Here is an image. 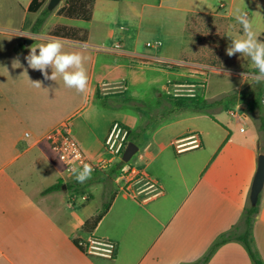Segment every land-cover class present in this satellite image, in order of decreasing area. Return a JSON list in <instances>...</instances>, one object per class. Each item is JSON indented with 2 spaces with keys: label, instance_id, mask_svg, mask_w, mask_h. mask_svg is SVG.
<instances>
[{
  "label": "crops",
  "instance_id": "1",
  "mask_svg": "<svg viewBox=\"0 0 264 264\" xmlns=\"http://www.w3.org/2000/svg\"><path fill=\"white\" fill-rule=\"evenodd\" d=\"M89 1V20L82 17L86 14L80 10V0H60L40 31L33 33L34 23L50 0H44L37 12L29 10L33 0H0V264H202L222 235L235 228L239 234L244 232L242 218L250 203L258 157L264 154L260 130L264 107L250 112L247 104L262 92L264 106V83L252 89L246 102L213 108L217 119L191 110L164 118L138 146L143 154L134 165L130 164L129 175L122 176L123 181H115L121 176L118 170L113 183H94L76 194L66 189L42 194L60 180L66 183L75 179L67 176L47 137L68 123L82 150L90 157L101 156L113 123L135 131L148 120L142 115L139 123L131 125L128 109L102 105L101 97L114 96L97 89V78L109 72L107 66L124 73L122 80L111 84L127 82L120 61L124 57H128L130 68L141 71H171L164 65L176 62L185 65L171 72L186 70L191 77H204L198 73L207 71L197 62L209 57L206 54L194 51V67H190L186 60L178 61L159 51L128 56L123 51L125 40L157 32L151 27L166 13L178 20L176 26L183 29L181 37L190 21L199 17H214L242 36V25L235 19L239 12H247L260 39L264 35V0H255L257 6L254 0H245L247 9L238 6L239 0ZM218 33L225 36L224 32ZM158 36L163 38L165 34L160 31ZM53 38L62 41L64 51L78 52L84 58L86 93L67 88L61 78L46 80L40 71L28 67L24 57L30 47ZM26 39L32 44L24 46ZM110 41H117L115 47L120 48H106ZM20 45L24 46L22 51ZM110 55L114 60L107 59ZM16 60L20 67L13 66ZM214 71L241 78L237 92L253 84L242 79L241 70ZM51 72L49 68L48 74ZM29 80L40 81L41 88L33 87ZM140 81L132 77L133 84ZM195 84L202 83L166 81L162 90L190 91L187 89ZM125 94L123 91L113 101ZM193 135L199 137L200 146L177 149V141ZM104 157L113 159L110 155ZM106 201L110 203L108 211L94 229L89 226L85 230L87 223L102 214L104 208L100 210L99 204ZM91 239L116 243V256H89L74 243ZM252 242L264 264V187ZM205 264L254 263L245 245L232 241L220 246Z\"/></svg>",
  "mask_w": 264,
  "mask_h": 264
},
{
  "label": "rangeland",
  "instance_id": "2",
  "mask_svg": "<svg viewBox=\"0 0 264 264\" xmlns=\"http://www.w3.org/2000/svg\"><path fill=\"white\" fill-rule=\"evenodd\" d=\"M255 2L256 1L254 0V5ZM247 4L248 2L245 0L238 1V6L241 7V9H245ZM177 22L178 20L173 14L166 13L155 26L151 27L157 32H149V34L147 33L143 35L140 39L133 37L125 40L123 51L128 56L133 57L144 53L155 54L159 51L164 56L174 57L175 60H186L190 67H194L191 62L193 52H200L209 56L197 59V62L205 65L207 69V71H199L198 73L201 75L203 74L204 77H191L186 70H176L171 72L158 68H148L144 71H141L138 68L132 69L129 67L130 63L128 57H124L121 58L120 61L121 64L124 65V71L127 78L126 83L111 84L106 83L100 77L97 78V89L99 93L111 92L114 96L121 95L123 91L126 93L124 98L120 100L126 103L125 108L129 110L128 115L131 125H134L132 123H139L142 115L149 117L152 110H154L152 111V113L154 112V114H152L153 116L156 114H166L169 111L170 105H166L165 103L168 102L166 99L170 97L194 94L196 97L212 102L224 100L227 96L237 92V89L242 84L241 78L226 75L225 73H218L219 71L215 72L214 69L241 70L243 72H253L255 70L250 58L240 55L239 53L231 57L227 55L226 50L231 45V39L240 37L239 34L233 32V28L224 26L223 22L218 21L214 17H199L190 21L185 36L181 37V31L183 29L176 26ZM253 29L255 31V27ZM160 31H163V34H165L163 38H159L158 36ZM220 31L224 32L225 36L221 37V33H218ZM166 35H171V37H167ZM168 39L174 41H168ZM117 43V41H110L106 48H114ZM107 59L114 60L112 55L107 57ZM171 65L180 66L185 64L182 62H176V64ZM101 76L104 75L101 74ZM133 76L141 78L139 84L132 83ZM166 81H175L179 84H202H195V87L187 89L190 91H179L175 93L171 91L168 93L167 91L165 92L162 90V86ZM251 82L256 84L257 88H259L260 85L258 83L254 81ZM124 85L126 86V89L123 90ZM173 94H176V96ZM118 100L119 99H116V102ZM134 106L139 107L141 111L136 110ZM209 114L214 119H217L218 117L217 112L213 109L210 110ZM255 115L257 117L258 114L255 113ZM142 154V150L135 154L129 164L134 165L140 159ZM119 159H122V156ZM115 181H123L122 176H117ZM108 202L109 201L99 204L100 210H102Z\"/></svg>",
  "mask_w": 264,
  "mask_h": 264
},
{
  "label": "trees",
  "instance_id": "3",
  "mask_svg": "<svg viewBox=\"0 0 264 264\" xmlns=\"http://www.w3.org/2000/svg\"><path fill=\"white\" fill-rule=\"evenodd\" d=\"M70 1V0H68ZM44 0H33L31 6H30V11L31 12H37L41 9L43 6ZM90 1L89 0H80V10L86 14L84 17L86 20L90 19ZM51 14V11L48 10V8H45L42 10L40 16L37 18L36 22L34 23L32 27V32L33 33H38L42 26L44 25L46 19L48 16ZM69 16H72V14ZM261 41H264V35L260 37ZM24 46L20 45L19 50H23ZM164 67L168 70H174L179 68V66L171 65V64H166ZM107 71L104 76H99L102 78L106 83H117L120 80L123 79L124 73L120 69H116L113 67L107 66L105 68ZM255 71V70H254ZM253 71V72H254ZM257 88L256 84H252L248 89L241 91V92H235L229 96H227L224 100H218V101H213V102H208L205 101L204 99H201L196 96H176V97H170L167 98L166 100L168 101L165 103L166 105L169 106V111L166 114H156L153 116L154 112L152 113V110L150 113L151 115L148 117L147 122L139 127L137 130L129 131V136H128V143L132 142L136 144L137 146H142L143 143L146 141L150 131L153 129L155 125H157L161 120L164 118L177 114L179 112L185 111V110H191L194 112H202L210 116L209 112L215 107H220L223 106L226 108V106L231 105V103H234L236 101H242L246 102L247 98L252 96V89ZM262 92L255 97V100L247 104L248 110L251 111H256V110H261L264 106L262 104ZM113 98L115 96H105L101 97V103L105 108H116V107H125L126 103L122 100H118L116 102L113 101ZM111 103H115L116 106H113ZM161 105V104H160ZM129 106V105H128ZM136 110L141 111V109L137 106H134ZM260 130L263 134V140H264V125L261 124ZM127 143V144H128ZM200 146V145H199ZM127 169V170H126ZM130 169V164L129 163H124L122 159H119L117 162L112 164L111 166H108L104 171H99V172H94L92 173V178L87 180L85 183L81 184L78 183L75 179L64 183L62 180L58 181L56 184L53 186L47 188L42 194H50L53 192L61 191L63 189V186H66V191L69 192L70 194H76L79 192H83L87 187L94 183H103L105 185L110 184L113 179L116 177L115 175L117 174L118 170H121L120 174L121 176H128L129 175V170ZM126 170V171H125ZM110 203L106 204L104 206L102 214L96 218L93 222L87 223L84 227V229H88L89 226L91 228H95L102 216L108 211ZM259 213V202L256 206H251L250 203L247 204L245 207V212L244 216L242 218L241 225L244 228V232L239 234L238 230L235 228L231 230L229 233L222 235L211 247L209 250L208 254L203 258L201 261L202 264H205L208 259L214 254V252L222 245L232 242V241H239L243 243L249 253V256L251 257L252 261L254 264H263L261 258L259 255L256 253V251L253 249L252 245V228L253 224L255 221L256 216ZM75 245L80 248L83 252H85L84 248L80 246V242L78 240H74Z\"/></svg>",
  "mask_w": 264,
  "mask_h": 264
},
{
  "label": "clouds",
  "instance_id": "4",
  "mask_svg": "<svg viewBox=\"0 0 264 264\" xmlns=\"http://www.w3.org/2000/svg\"><path fill=\"white\" fill-rule=\"evenodd\" d=\"M235 19L242 25L243 35L231 39V45L226 50L227 55L231 57L239 53L250 58L255 71L241 73L242 79L264 83V41L258 38L247 12H239ZM64 48L59 38H53L44 43L32 45L24 59L28 67L40 71L46 80L57 81L61 78L67 88L84 94L88 91V75L84 67V58L78 52L64 51ZM37 50H39L38 53ZM13 66L20 67L21 65L16 60ZM49 68L52 69L51 75L48 74ZM30 84L35 88H41L40 81H30ZM69 171L78 183L83 184L92 178L94 170L90 165L84 164L82 170L72 166Z\"/></svg>",
  "mask_w": 264,
  "mask_h": 264
},
{
  "label": "built area",
  "instance_id": "5",
  "mask_svg": "<svg viewBox=\"0 0 264 264\" xmlns=\"http://www.w3.org/2000/svg\"><path fill=\"white\" fill-rule=\"evenodd\" d=\"M119 48L120 45L115 47V49ZM232 114L234 115L233 112ZM128 136L129 131L125 127L117 122L113 123L105 140L103 154L99 157H90L82 150L74 139L68 123L62 124L51 132L47 140L58 160L62 163L67 176L75 178L69 171V168L72 166L79 167L82 170L83 165L88 164L93 168L94 173L104 171L115 160H119L127 146ZM194 145L197 147L200 145V139L196 135L176 142L177 149ZM104 155L112 156V161L106 159ZM86 199L83 198V200ZM80 246L84 248L87 255L93 257L113 259L117 254V244L106 239H91L86 243L80 242Z\"/></svg>",
  "mask_w": 264,
  "mask_h": 264
},
{
  "label": "water",
  "instance_id": "6",
  "mask_svg": "<svg viewBox=\"0 0 264 264\" xmlns=\"http://www.w3.org/2000/svg\"><path fill=\"white\" fill-rule=\"evenodd\" d=\"M60 0H50L48 5V10L52 11L59 4ZM31 39H26L23 42L24 46H29L32 44ZM139 147L129 142L122 154V161L124 163H129L135 154H137ZM264 187V154H260L258 157V168L255 174V178L252 184L251 193H250V205L256 206L259 202L260 194ZM63 189H66V186H63Z\"/></svg>",
  "mask_w": 264,
  "mask_h": 264
}]
</instances>
